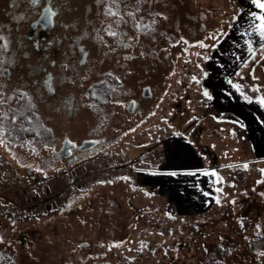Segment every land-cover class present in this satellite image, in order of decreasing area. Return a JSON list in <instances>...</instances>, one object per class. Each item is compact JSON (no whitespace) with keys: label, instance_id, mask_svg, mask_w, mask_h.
<instances>
[{"label":"rangeland","instance_id":"rangeland-1","mask_svg":"<svg viewBox=\"0 0 264 264\" xmlns=\"http://www.w3.org/2000/svg\"><path fill=\"white\" fill-rule=\"evenodd\" d=\"M163 1L156 8L154 0L139 2L138 23L152 30L139 29L138 76L127 87L150 84L153 97L134 115L135 148L122 141L96 147L65 176L52 157L35 164L36 152L23 143L0 145V256L14 264H264L257 256L264 251V160L251 158L243 123L217 113L205 85L206 64L242 7L237 0ZM92 2L81 0L84 17L103 0ZM251 64L263 67L260 46L243 69ZM228 81L227 90L239 84ZM238 86L240 98H259ZM117 123L107 135L126 138ZM173 137L187 141L215 173L205 211L179 213L164 194L167 186L155 180L166 149L176 148ZM54 192L63 197L35 214L27 209L28 200Z\"/></svg>","mask_w":264,"mask_h":264},{"label":"flooded vegetation","instance_id":"flooded-vegetation-1","mask_svg":"<svg viewBox=\"0 0 264 264\" xmlns=\"http://www.w3.org/2000/svg\"><path fill=\"white\" fill-rule=\"evenodd\" d=\"M89 2L93 4L92 0ZM80 3L81 0H67L56 18L59 23L54 27L42 28L36 25L31 28L30 25L38 17L20 23L12 19L14 15L22 13H29L31 16L28 4L21 3L13 9L10 7V0H0V27L14 38H22L25 42L35 41L41 45L39 49H28V60L32 66L42 65L52 73L54 89L51 93L43 88L38 89L33 81L40 80L44 73H31L28 64L17 58L10 75L0 82L5 84L8 95L13 94L11 89H16L23 83L22 90L28 93V98L9 100L0 109L8 111L10 108L17 112V124L12 126L17 129L12 133L15 139L6 145L8 147L23 143L25 147L31 148L37 154V165L44 159L54 158L65 176L72 171L70 167L82 162V154L88 153V157L92 155L90 150L96 147L109 143L110 148L122 141L135 148L132 147L133 136L138 122L134 115L142 112L145 101L153 97L150 84L137 85L134 89L127 87L137 78L139 71L138 64H133L134 61L138 63L134 52L139 46L137 38L140 30L135 25L138 23L140 3L137 0H119L123 20L118 26L114 23L116 18L104 15L109 6L108 0H103L99 7L92 5L90 13L85 17L80 12ZM128 12H134L136 19L129 22L124 16ZM64 24L70 27L65 29L61 26ZM109 25L119 33L118 36L108 35ZM96 34L100 37L99 42L93 40ZM123 38H129V44ZM50 40L58 42L50 48L45 47ZM72 44L77 47H71ZM15 47L13 44V49ZM80 47L86 49L87 56H82ZM45 56L49 60H55L57 66L52 67L46 63L43 59ZM62 64L69 67L61 68ZM144 89L148 90V96H143ZM28 119L32 122L28 123ZM118 121L123 125L121 132L127 134L126 138L107 135L108 126L118 124ZM5 125L7 126V121ZM20 127L28 130L18 131ZM26 138L31 142H26ZM68 141L76 147L72 148ZM64 143L68 147V153L72 154L60 158L59 153ZM90 143L93 145L83 148ZM30 166L25 170L28 174L32 172Z\"/></svg>","mask_w":264,"mask_h":264},{"label":"crops","instance_id":"crops-1","mask_svg":"<svg viewBox=\"0 0 264 264\" xmlns=\"http://www.w3.org/2000/svg\"><path fill=\"white\" fill-rule=\"evenodd\" d=\"M237 2L242 7V14L226 28L222 39L213 50L211 61L206 64L209 79H205V85L212 92L210 102L212 108L217 113H229L228 116L232 119L243 123L244 139L248 144L251 158L264 160V106L256 102L258 98L247 101L240 98L234 88L226 89L227 81L231 79L239 83L238 85H247L254 96L264 97V84H260L262 77L260 73L259 77L257 76L258 72L264 71V65L257 67L255 66L257 64H251L243 69L250 57L245 39L253 41L256 50L260 46L259 38L241 36L250 23H255L253 14H259L260 10L253 5L252 0ZM255 69L257 72H254ZM171 139L176 148L172 154L168 148L166 149L167 163L162 167V174L155 180L167 186L164 187V194L174 203L179 213L190 215L205 211L212 199L211 167L204 166L203 157L194 152L187 141L181 137Z\"/></svg>","mask_w":264,"mask_h":264},{"label":"snow or ice","instance_id":"snow-or-ice-1","mask_svg":"<svg viewBox=\"0 0 264 264\" xmlns=\"http://www.w3.org/2000/svg\"><path fill=\"white\" fill-rule=\"evenodd\" d=\"M67 0H10V7L13 9L19 7L21 3H26L30 6V12L32 15L30 16L29 13H22L18 16H13L12 19L16 21L17 23L20 22H26L27 20L31 18L38 17V19H35V23L31 24V28H35L36 25H40L42 28H52L54 27L59 21L56 19L60 15V10L66 5ZM97 2H101V0H97ZM139 3V0H137ZM253 5H255L256 8L260 10L259 14H253V20L255 23H250L247 28L244 29V31L241 33L242 37H251V36H257L259 38V45L260 49L264 51V0H252ZM109 6L106 8L104 15L105 17H112L116 18L114 20V23L118 26L120 22L123 20V15L121 14L120 8H119V0H108ZM115 9V10H114ZM139 9L137 8L136 11ZM126 15L132 17L133 20H135L134 12H128ZM156 15H161L157 13ZM164 19H167L166 17H163ZM152 23H155V20L152 21ZM63 28L67 29L70 27L68 24L61 25ZM137 29H144L151 31L149 25H141L137 23L135 25ZM86 35V34H85ZM108 35L116 37L119 35L117 31L112 30L111 25H109L108 28ZM210 39H216V35L213 34V36L209 37ZM58 41L56 40H50L46 42L45 47L50 48ZM13 44L16 45L15 49H13ZM245 45L247 46V52L249 56H255L256 50L254 48V42L250 41L248 39H245ZM71 47L75 48L77 47L76 44L70 45ZM39 49L41 45L38 42L31 41V42H25L22 38H14L11 34H6V30L0 27V81L4 80L10 75V70L12 68V65L16 62L17 58L25 61L26 64H28L31 73H38L42 72L44 75L41 77L40 80H34L33 84L37 86L38 89H46L48 92H53V76L52 73L48 72L42 65H36L32 66L29 62V48ZM199 47L203 48L205 45L201 43ZM215 47V45H213ZM79 52L82 54V56H87L88 53L84 47L79 48ZM44 61L46 63H49L52 67H56V61L55 60H49L47 56L43 57ZM239 59V57H237ZM82 63L83 60H80ZM247 66V65H245ZM61 68H67L69 65L62 64L60 65ZM194 81H196V77L192 78ZM198 82V81H196ZM229 84H232V81H228ZM233 88H236L239 90V86L233 84ZM24 87L23 83L16 88L11 89L12 95H8L6 92V86L4 83L0 82V109H3L4 105L9 100H24L28 98V93L23 91L22 88ZM204 96L208 97V99H211V97L208 95L207 92L203 93ZM261 106H264V97H260L256 101ZM31 103L29 99V104ZM133 106L135 105V102H132ZM23 119V117H21ZM5 121H7V126L5 125ZM32 120L28 119V123H31ZM17 124V112L15 110H11L9 108L8 111H0V145H6L10 140L15 139L13 137L12 133L13 131H17V129H14L12 126ZM28 129L20 127L18 131H27ZM67 143L70 144L72 148H75L76 145L68 141ZM69 155L72 153L69 152ZM247 167V165H245ZM264 172V169L261 170ZM205 175H208L209 173H204ZM168 175H175V173H168ZM211 175H215V173H211ZM207 195V193H205ZM217 203H219V200H217ZM258 229L260 226H257ZM258 236H261V233L257 232ZM227 251V250H226ZM258 257H264V251H259L257 253ZM216 264H220L219 261L216 262Z\"/></svg>","mask_w":264,"mask_h":264},{"label":"built area","instance_id":"built-area-1","mask_svg":"<svg viewBox=\"0 0 264 264\" xmlns=\"http://www.w3.org/2000/svg\"><path fill=\"white\" fill-rule=\"evenodd\" d=\"M63 194L61 192L58 193H48L46 196L42 198H32L27 201L26 207L32 213H37L40 209L46 208L50 206V204L54 203L58 199H61Z\"/></svg>","mask_w":264,"mask_h":264},{"label":"water","instance_id":"water-1","mask_svg":"<svg viewBox=\"0 0 264 264\" xmlns=\"http://www.w3.org/2000/svg\"><path fill=\"white\" fill-rule=\"evenodd\" d=\"M148 95H149L148 90L147 89H144L143 96H148ZM65 143L63 144V148L60 150V153H59L60 158H63V157H67L68 156V147L65 145ZM91 145H93V143L86 144V145L83 146V148H87V147H89ZM63 152H64V155H62Z\"/></svg>","mask_w":264,"mask_h":264},{"label":"trees","instance_id":"trees-1","mask_svg":"<svg viewBox=\"0 0 264 264\" xmlns=\"http://www.w3.org/2000/svg\"><path fill=\"white\" fill-rule=\"evenodd\" d=\"M156 3H155V5H154V8H156V4H157V2L158 1H163V0H158V1H156V0H154ZM168 1V3H169V1L170 0H167ZM153 13H156L157 14V12H156V10H154V12ZM155 37H156V35L154 36V37H152V38H148V40H150V42H154L155 41ZM145 42H147V41H145ZM79 178H81V177H79ZM80 180V179H79ZM78 180V181H79ZM2 257H3V259H2ZM2 260V261H1ZM0 264H14L12 261H10V260H8L4 255L3 256H0Z\"/></svg>","mask_w":264,"mask_h":264}]
</instances>
